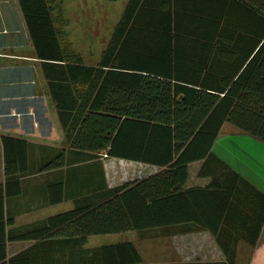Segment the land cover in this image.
Wrapping results in <instances>:
<instances>
[{
	"label": "trees",
	"instance_id": "16d2710c",
	"mask_svg": "<svg viewBox=\"0 0 264 264\" xmlns=\"http://www.w3.org/2000/svg\"><path fill=\"white\" fill-rule=\"evenodd\" d=\"M17 1L69 149L36 168L88 175L70 208L8 231L35 239L9 264H235L238 242L254 246L264 224V192L211 148L223 122L264 141V0H123L92 63L64 40L62 0ZM100 156L154 169L107 186ZM193 160L204 185H184ZM1 200L0 186V214ZM176 225L207 229L222 259L144 262L128 239L85 246L91 234Z\"/></svg>",
	"mask_w": 264,
	"mask_h": 264
},
{
	"label": "crops",
	"instance_id": "0c3cea01",
	"mask_svg": "<svg viewBox=\"0 0 264 264\" xmlns=\"http://www.w3.org/2000/svg\"><path fill=\"white\" fill-rule=\"evenodd\" d=\"M40 62L41 59L34 52L31 35L18 1L0 0V264H9V256L35 241L34 237L9 238V230L18 229L70 208L73 202L67 196L71 194L73 183L75 190L77 189V180L79 190L81 189L82 177L86 188L88 172L86 169L82 170L81 164L75 167L64 165L37 170V166L42 162H48V155L54 154L56 149L63 147L66 153L69 152L66 144L62 145L63 132L47 90ZM2 135L8 138L2 140ZM211 149L213 151V148ZM5 155L8 156V177L5 176L4 170ZM200 162L193 160L187 164L185 186L204 185L208 181L209 176L196 174ZM21 168H24L23 171ZM233 169L264 192L253 177ZM59 179L63 183V196L59 201L52 200L57 195L55 185ZM197 232L210 236L214 246L220 250L207 229H197ZM263 232L264 224L255 244ZM243 245L238 242L236 252H239L241 249L238 247ZM16 264H38V259L36 258V262L33 259L27 262L18 260Z\"/></svg>",
	"mask_w": 264,
	"mask_h": 264
},
{
	"label": "rangeland",
	"instance_id": "374dc122",
	"mask_svg": "<svg viewBox=\"0 0 264 264\" xmlns=\"http://www.w3.org/2000/svg\"><path fill=\"white\" fill-rule=\"evenodd\" d=\"M123 0H62V14L66 18L64 40L69 41L85 62H95L111 29L118 18ZM64 143L62 142V145ZM224 162L253 177L264 189V141L242 132L224 122L212 146ZM103 179L107 186L146 174L150 165L117 157L100 156ZM176 225L167 229L152 228L137 233L126 230L115 233L91 234L86 246L114 240L132 239L144 262L154 261H217L223 255L211 237L197 230L178 231ZM166 230L169 233H163ZM244 244V243H242ZM235 264H264V232L254 246L238 247Z\"/></svg>",
	"mask_w": 264,
	"mask_h": 264
},
{
	"label": "built area",
	"instance_id": "2783aa9c",
	"mask_svg": "<svg viewBox=\"0 0 264 264\" xmlns=\"http://www.w3.org/2000/svg\"><path fill=\"white\" fill-rule=\"evenodd\" d=\"M151 167H153V166H151ZM153 169H154V167H153Z\"/></svg>",
	"mask_w": 264,
	"mask_h": 264
}]
</instances>
